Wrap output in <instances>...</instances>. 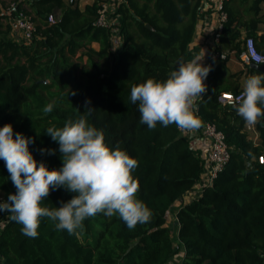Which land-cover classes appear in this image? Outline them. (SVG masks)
<instances>
[{
    "label": "trees",
    "instance_id": "trees-1",
    "mask_svg": "<svg viewBox=\"0 0 264 264\" xmlns=\"http://www.w3.org/2000/svg\"><path fill=\"white\" fill-rule=\"evenodd\" d=\"M101 1L80 10L76 1L29 0L37 31L28 44L14 38L0 8V127L10 123L14 132L32 138L29 149L38 164L59 169V145L46 129L62 127L66 120L85 114L90 124L103 130L110 148L119 147L138 160L133 172L139 183L137 198L152 210L151 221L130 230L118 214L99 213L85 219L83 230L69 234L43 218L38 237L29 238L9 216L0 231V256L7 264H169L182 253L179 264H261L264 165L257 161L264 155L261 120L255 126L258 142H254L234 107L218 102L225 90L207 82V95L197 101L196 114L201 126L212 123L224 133L230 157L211 185L204 186L198 197L182 202L175 215L174 245L167 214L193 191L204 162L175 124L158 123L153 130L141 124L138 102L130 99L133 85L149 78L166 80L181 58L193 59L189 45L202 0L118 3L115 15L120 22L114 27L121 44L116 49L110 29L93 25ZM22 2L18 1V9ZM225 9L228 17L221 39L228 36L234 43L240 34L232 27L226 5ZM49 15L55 23L48 24ZM255 36L251 29L245 38ZM92 43L99 45L98 51L91 48ZM240 44L232 46L237 56L242 53ZM86 100L90 112L85 109ZM48 103L55 107L45 114ZM42 149L56 152L49 155ZM15 191L0 160V195L7 200ZM73 195L59 188L50 192L44 204L60 207Z\"/></svg>",
    "mask_w": 264,
    "mask_h": 264
},
{
    "label": "clouds",
    "instance_id": "clouds-1",
    "mask_svg": "<svg viewBox=\"0 0 264 264\" xmlns=\"http://www.w3.org/2000/svg\"><path fill=\"white\" fill-rule=\"evenodd\" d=\"M203 58L197 56L187 62L181 58L166 80L149 78L131 87L130 99L133 104L138 102L141 124L150 130L158 123L164 127L175 124L184 131L201 127L196 105L207 92L204 81L211 71V65L202 63ZM89 103L86 100L85 109L90 112ZM233 106L248 125L264 118V73L246 79ZM54 107L48 103L43 112L51 113ZM45 133L59 145V169L49 170L44 162L38 164L29 149L32 138L14 132L10 123L0 127V160L16 189L7 200H0V212L10 213V219L22 226L23 235L37 238L43 218L53 222L56 230L69 234L83 230L85 219L99 213L108 217L118 214L130 230L151 221L152 210L137 198L139 183L133 172L138 160L119 147L110 148L103 130L90 124L85 114L66 120L62 127H48ZM44 151L49 155L56 152ZM248 155L252 156L251 151ZM59 188L75 195L61 201L60 207L46 206L44 201L50 192Z\"/></svg>",
    "mask_w": 264,
    "mask_h": 264
},
{
    "label": "crops",
    "instance_id": "crops-1",
    "mask_svg": "<svg viewBox=\"0 0 264 264\" xmlns=\"http://www.w3.org/2000/svg\"><path fill=\"white\" fill-rule=\"evenodd\" d=\"M15 0H0V8L1 14H4V8L8 5V3L13 2ZM23 1L22 7L25 8L29 13H31L30 6L28 4L29 0H17ZM65 1V0H64ZM76 1V4L80 10H83L84 7L92 5L95 1L98 0H73ZM125 0H108V6L110 9L114 10L116 5L120 2H124ZM216 0H202V4L198 13V20L196 23L195 31L190 42L189 47L193 50L194 57L203 58L202 63L205 66L211 65V71L209 72L207 78L204 83L207 86V82L210 83L215 89H223L222 93H232L233 90H237L238 92H242L244 89V84L246 79L255 75V69L244 66L240 61V55H236V50L232 49L237 43L240 44V48L243 50V44L245 40V36L248 31L251 29H255L256 36L253 39L258 51L264 52V0L260 1L257 4L255 2L257 0H231L226 4L228 12L233 19L232 27L237 30L240 34L239 39H237L234 43L230 42L228 36H223L220 39V43L215 46L213 45V34L215 32V28L217 25V15L214 11V3ZM5 15V14H4ZM58 15V12H56ZM33 17V15H32ZM258 19L257 23L253 22V19ZM34 20V17H33ZM115 22H120L119 16H115L113 18ZM3 23L5 25H9L11 28V34L16 39V32L14 31V27L10 20H4ZM37 23V22H36ZM91 48L95 51L99 50V45L97 43H92ZM216 49L220 52L227 53V59L225 60H210L209 56ZM85 58H83L84 60ZM207 95V92L201 97L204 98ZM200 98V99H201ZM255 125H245V131L250 133V138L254 142H258V133L256 132ZM200 129L194 131H187L185 136L190 139V144L192 147L198 150L201 155V158H204L209 151V141L204 139L200 134ZM206 186L205 179L199 180L190 193H187L183 201H177L174 204L173 209L170 213L167 214L166 223L168 218H171L175 222V215L182 202H186L191 200L192 198H196L199 196L200 190ZM172 214V215H171ZM176 226V225H175ZM172 232V231H171ZM175 235L177 236V227L174 230ZM176 236L173 237V241H176ZM176 244V243H175ZM180 257L177 259H172L169 264H179L180 259L182 257V253H179Z\"/></svg>",
    "mask_w": 264,
    "mask_h": 264
},
{
    "label": "built area",
    "instance_id": "built-area-1",
    "mask_svg": "<svg viewBox=\"0 0 264 264\" xmlns=\"http://www.w3.org/2000/svg\"><path fill=\"white\" fill-rule=\"evenodd\" d=\"M231 0H216L214 3V11L217 15V25L215 32L213 34V45L217 46L220 43L221 34L223 32L224 23L227 21V12L225 5ZM18 1L8 3L4 8V14L8 17V20L12 22L14 31L16 32V40L22 41L25 44H28L35 38L37 31V24L33 20L32 15L25 8L18 9ZM97 17L93 25L96 27H101L105 29H110V40L113 49H116L120 46L121 41L118 36V31L115 25H118L119 22H115L113 18L116 16V8L114 10L110 9L106 1H101L98 5ZM117 6V5H116ZM48 24L55 23V18L53 15L47 17ZM228 54L220 52L216 49L210 54V60H225ZM240 61L244 66H250L251 64H264V52L258 51L254 40L251 37H247L244 40L243 50L240 55ZM241 94L233 93H221L218 97V102L222 106H231L236 102V98ZM180 130V129H179ZM180 132L185 135L187 131L180 130ZM201 136L209 141V151L206 156L202 158L204 162V171L200 180L206 182V186L211 185L212 181L216 178L218 172L222 170L225 164L228 162L230 153L229 148L225 141V135L222 131L218 130L215 124L205 123L201 126L200 129ZM259 164L264 165V155H260L257 158ZM0 200H5L0 195ZM10 213L0 212V231L3 226L6 224ZM0 264H7L6 261L0 256ZM264 264V257L262 263Z\"/></svg>",
    "mask_w": 264,
    "mask_h": 264
},
{
    "label": "rangeland",
    "instance_id": "rangeland-1",
    "mask_svg": "<svg viewBox=\"0 0 264 264\" xmlns=\"http://www.w3.org/2000/svg\"><path fill=\"white\" fill-rule=\"evenodd\" d=\"M66 2L68 1V0H65ZM103 1H106V3H108V0H103ZM140 39V38H139ZM247 135H248V137L250 138L251 136H250V133H247ZM172 215V214H171ZM167 226L170 228V230L172 231V235H173V237H175L176 235H175V233H174V230L176 229V226H175V222L171 219V218H168V220H167ZM174 242V245H176L175 243H176V241H173ZM180 257V255L178 254V255H176L173 259H177V258H179Z\"/></svg>",
    "mask_w": 264,
    "mask_h": 264
},
{
    "label": "water",
    "instance_id": "water-1",
    "mask_svg": "<svg viewBox=\"0 0 264 264\" xmlns=\"http://www.w3.org/2000/svg\"><path fill=\"white\" fill-rule=\"evenodd\" d=\"M70 1L73 2V0H70ZM250 67L255 69L259 73H264V64H260V65L251 64ZM261 122L264 125V118L261 119Z\"/></svg>",
    "mask_w": 264,
    "mask_h": 264
}]
</instances>
